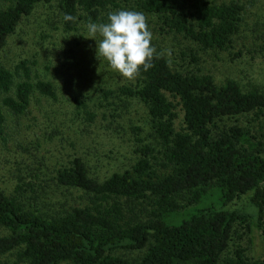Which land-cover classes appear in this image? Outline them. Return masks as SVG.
I'll return each mask as SVG.
<instances>
[{"label": "trees", "instance_id": "obj_1", "mask_svg": "<svg viewBox=\"0 0 264 264\" xmlns=\"http://www.w3.org/2000/svg\"><path fill=\"white\" fill-rule=\"evenodd\" d=\"M0 1L8 3L0 9L1 51L20 19L36 4L52 0ZM129 2L202 51L226 49L243 11L236 0L219 4L210 0H56V7L63 30L72 31L76 19L65 21V14L78 18L82 13L86 21L96 22L105 8ZM152 64L146 72L141 69L135 85L118 87L116 95L136 98L145 106L158 149L137 140V160L130 171L113 173L102 182L88 177L80 159H72L55 172L54 181L82 191L87 203L54 215L33 213L15 197L0 192V227L7 231L0 237V256L13 252L10 264H264V253L248 262L242 248L228 251L235 226L249 230L246 214L201 206L178 223L166 220L196 203L211 186L219 191L222 203L249 193L254 228L264 244L263 125H257L255 137L246 127L216 124L223 118L257 121L264 112V91H243L232 79L217 85L206 73L173 71L160 55ZM18 69L22 80L13 85L12 74L0 64L1 106L20 115L33 91L54 99L48 82L32 84L23 63ZM110 95L109 90L102 92L103 98ZM75 104L85 110L83 103ZM84 114L87 121L92 120L90 112ZM2 121L0 114V135ZM153 163L161 173L152 168ZM119 199L147 201L145 220L134 213L135 218L128 217ZM118 249L142 254L132 262L116 255Z\"/></svg>", "mask_w": 264, "mask_h": 264}, {"label": "rangeland", "instance_id": "obj_2", "mask_svg": "<svg viewBox=\"0 0 264 264\" xmlns=\"http://www.w3.org/2000/svg\"><path fill=\"white\" fill-rule=\"evenodd\" d=\"M210 1L219 4L229 0ZM236 1L243 7L241 21L226 49L202 51L182 34L165 28L156 16L145 14L153 34L152 46L173 71L206 73L217 85L232 79L243 91H264V0ZM7 6V2L0 1V9ZM118 10L138 11L133 2L119 4L99 12L95 23H107L108 14ZM78 14L74 29L65 31L56 0L36 4L20 19L0 51V64L12 74L13 85L22 80L20 70L15 68L23 63L30 83L48 82L54 92V99H50L33 91L27 109L20 115L11 114L0 104L3 118L0 192L15 197L25 209L37 211L44 217L87 203L82 191L54 181L55 172L72 159H80L88 177L102 182L113 173L130 171L137 160L136 148L140 141L158 149L145 106L136 98L116 95L118 87L135 85L136 79L123 78L103 57H97L96 41L89 39L92 37L86 27L89 22L82 13ZM95 39H101L99 34ZM105 90L111 92L107 98L102 97ZM75 101L83 103L85 110L77 107ZM85 111L93 115L91 121L86 120ZM216 124L220 128L237 124L257 137L258 124L263 125L261 132H264V112L257 121H250V117L223 118ZM152 168L157 173L162 172L156 163ZM248 198L249 193H246L222 203L219 191L211 186L196 203L185 206L166 220L178 223L201 206L248 215L249 230L237 224L228 251L237 246L242 248L243 257L249 262L263 255L264 244L254 228V210ZM118 202L132 219L136 214L137 219L145 220L149 213L147 201L119 199ZM6 234L0 227V237ZM115 254L133 262L142 253L118 249ZM13 260V252L0 256V264H10Z\"/></svg>", "mask_w": 264, "mask_h": 264}, {"label": "clouds", "instance_id": "obj_3", "mask_svg": "<svg viewBox=\"0 0 264 264\" xmlns=\"http://www.w3.org/2000/svg\"><path fill=\"white\" fill-rule=\"evenodd\" d=\"M64 19L75 21L76 18L65 14ZM86 27L92 37L89 39L96 41L97 57H103L125 79H135L141 69L148 71L153 67V59L159 58L156 48L152 46L153 34L143 12H110L107 23L89 21ZM97 34L101 37L99 41L95 39Z\"/></svg>", "mask_w": 264, "mask_h": 264}]
</instances>
